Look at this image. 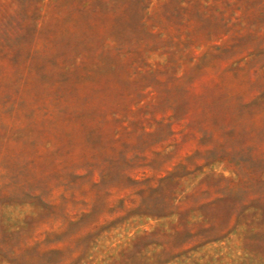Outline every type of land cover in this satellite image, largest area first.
<instances>
[{
    "label": "rangeland",
    "instance_id": "obj_1",
    "mask_svg": "<svg viewBox=\"0 0 264 264\" xmlns=\"http://www.w3.org/2000/svg\"><path fill=\"white\" fill-rule=\"evenodd\" d=\"M0 1V264H264V0Z\"/></svg>",
    "mask_w": 264,
    "mask_h": 264
},
{
    "label": "trees",
    "instance_id": "obj_2",
    "mask_svg": "<svg viewBox=\"0 0 264 264\" xmlns=\"http://www.w3.org/2000/svg\"><path fill=\"white\" fill-rule=\"evenodd\" d=\"M5 2H6V1H0V8H1L2 10H3V7H4V5H5ZM1 13H2V12H1ZM0 17H2V15H1ZM3 17H4V16H3ZM102 174H103V173H102ZM102 174L100 175V178H102V176H103ZM249 174H250L252 177L256 178L257 180H260V181L263 180V181H264V168H263L261 171H259L257 174H254V173H252V172H250ZM160 179H162V178H160ZM19 188H20V187H19ZM39 201H40V202H39ZM39 201H38V202H39L40 204H42V205H46L45 202L42 201L41 199H39ZM42 202H43V203H42ZM263 210H264V209H263ZM263 210H262V209H259L258 211H259V213L264 214V211H263ZM254 214H255V215H254V216L252 215V218H255L256 215H257L256 213H254ZM256 228H257V229H256ZM256 228H255V227H252L251 230L254 231V232H257V231H258V232H261V229H260L259 227H256Z\"/></svg>",
    "mask_w": 264,
    "mask_h": 264
}]
</instances>
